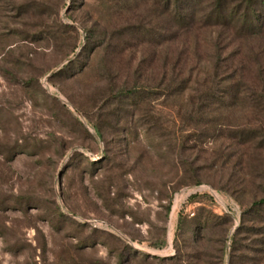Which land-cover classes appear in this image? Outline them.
Returning a JSON list of instances; mask_svg holds the SVG:
<instances>
[{"label": "rangeland", "instance_id": "1", "mask_svg": "<svg viewBox=\"0 0 264 264\" xmlns=\"http://www.w3.org/2000/svg\"><path fill=\"white\" fill-rule=\"evenodd\" d=\"M112 1L0 0V264H264V235L240 229L260 197L245 177L255 156L193 139L192 89L120 93L157 86L164 58L129 39L125 1ZM249 111L206 116L260 125Z\"/></svg>", "mask_w": 264, "mask_h": 264}, {"label": "trees", "instance_id": "2", "mask_svg": "<svg viewBox=\"0 0 264 264\" xmlns=\"http://www.w3.org/2000/svg\"><path fill=\"white\" fill-rule=\"evenodd\" d=\"M124 1L125 6L117 11L116 22L119 23L121 16L125 15V26H129L132 34H124H130L131 41H134V35H139L142 42H146L144 50L150 51L151 56L159 54L164 63L163 80L157 86H139L136 82L120 93L125 90L134 95L143 88L149 96H176L192 89L183 118L186 126L194 132L193 139L202 141L223 136L237 141L243 148V155L249 151L255 156V161L248 162L247 158L245 162L248 168L245 177L256 185L260 197H255L243 212L240 229L253 222V227L264 235V86L262 84L260 88L255 80L264 77L259 61L264 57V0ZM100 2L104 9L113 3L112 0ZM140 5L146 9L143 15L138 13L137 6ZM155 17L159 20L157 24L154 23ZM212 29L217 35L211 34L209 42L203 46L201 35ZM88 32L90 40L85 51L92 48L95 29ZM106 34L104 32V37ZM203 61L210 62V70L205 76L194 79V73ZM242 104L248 107L260 125L234 126L224 120L216 122L218 116H206V113L215 111L223 115ZM196 183L201 181L196 180ZM226 220L231 221L229 216ZM262 241L264 244V238Z\"/></svg>", "mask_w": 264, "mask_h": 264}]
</instances>
